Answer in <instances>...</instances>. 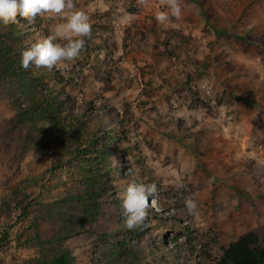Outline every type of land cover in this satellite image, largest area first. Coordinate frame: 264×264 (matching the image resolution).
<instances>
[{"label":"rangeland","instance_id":"374dc122","mask_svg":"<svg viewBox=\"0 0 264 264\" xmlns=\"http://www.w3.org/2000/svg\"><path fill=\"white\" fill-rule=\"evenodd\" d=\"M73 3L92 23L80 56L23 69L30 90L0 80V264L62 251L70 264H211L244 232L261 235L264 0H179L166 25L155 14L167 0ZM17 19L0 34L19 54L62 22ZM27 107L41 113L18 118ZM133 180L158 192L129 230ZM92 212L91 231L54 240Z\"/></svg>","mask_w":264,"mask_h":264},{"label":"clouds","instance_id":"9594fccd","mask_svg":"<svg viewBox=\"0 0 264 264\" xmlns=\"http://www.w3.org/2000/svg\"><path fill=\"white\" fill-rule=\"evenodd\" d=\"M29 23L38 16L59 18L47 36L37 38L20 51V66L25 70L46 68L52 70L66 67L67 62L76 60L85 47L86 39L92 36L89 14L76 8L73 0H0V25L18 23L17 17ZM182 8L179 0H167L166 10L157 11L155 20L166 25L170 18L179 20ZM114 162L118 163L115 158ZM182 187V185H180ZM157 185L143 181H131L123 193L124 224L132 230L141 225L148 215L149 199L155 204ZM189 213L197 209L191 197L184 200Z\"/></svg>","mask_w":264,"mask_h":264},{"label":"trees","instance_id":"16d2710c","mask_svg":"<svg viewBox=\"0 0 264 264\" xmlns=\"http://www.w3.org/2000/svg\"><path fill=\"white\" fill-rule=\"evenodd\" d=\"M8 33L4 36L0 34V80L6 79L7 83L11 82L14 85L30 90L23 68L20 66V54L12 50L11 45H9L6 39V37L12 35V31ZM15 65L17 66L15 67ZM45 98L48 97L46 96ZM48 109H46L47 112L52 115V106L49 105ZM33 111L32 107L23 108V110L17 113V117L32 120L33 116L37 118L36 115L41 113V111L35 113ZM112 130L116 133L119 132L117 127H114ZM94 192L93 190L91 194L95 196ZM80 198L82 197L79 196L78 199ZM149 209L151 208L149 207ZM58 213L60 214L61 212ZM96 216L97 214L92 212L91 217H86L82 222L79 223L76 220L77 223L73 225V229L54 240L61 242L66 237L91 231L92 223ZM70 262L71 256L69 252L62 251L60 254L55 255L47 264H70ZM211 264H264V232L259 235L255 230H251L239 235L236 240L222 248L220 257Z\"/></svg>","mask_w":264,"mask_h":264}]
</instances>
